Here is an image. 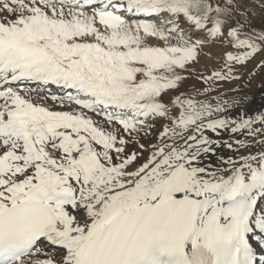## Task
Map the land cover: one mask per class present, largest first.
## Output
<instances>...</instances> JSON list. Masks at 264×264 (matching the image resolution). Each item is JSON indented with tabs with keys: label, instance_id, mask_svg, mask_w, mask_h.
Here are the masks:
<instances>
[{
	"label": "snow or ice",
	"instance_id": "obj_1",
	"mask_svg": "<svg viewBox=\"0 0 264 264\" xmlns=\"http://www.w3.org/2000/svg\"><path fill=\"white\" fill-rule=\"evenodd\" d=\"M256 6L0 0V264H264Z\"/></svg>",
	"mask_w": 264,
	"mask_h": 264
},
{
	"label": "rangeland",
	"instance_id": "obj_2",
	"mask_svg": "<svg viewBox=\"0 0 264 264\" xmlns=\"http://www.w3.org/2000/svg\"><path fill=\"white\" fill-rule=\"evenodd\" d=\"M249 3L251 6H253L255 8V12L257 14H259L260 9H259V7L256 6V5H258L259 0H249ZM213 46H215L216 48ZM221 54H222V48L218 43L207 44L205 46L203 52H202L200 63L198 65H196L195 70L196 71H204L205 67L206 68L208 67V69L218 68L217 66H219L220 62H221V57H220ZM211 57H213V58L211 59ZM203 58H204V61L202 60ZM208 58H210L212 61ZM201 62L203 65L201 64ZM207 64L208 65L210 64V67ZM216 64H218V65H216ZM248 67L250 69L252 67V65H249ZM241 72L243 73V75L241 76L239 81L242 80L241 81L243 83L242 87H247V88L255 87L256 88V90H255L256 94L255 95L257 98L255 100L254 106L257 108L256 110L258 112L264 111V102H263V98H264V72L258 71L253 76L248 75L247 69H242ZM243 78H246V79L243 80ZM239 81L236 82L234 85H232V87L237 89L236 87H238V84L241 85ZM195 83H196L195 79H191V80H189L186 87L191 89V86Z\"/></svg>",
	"mask_w": 264,
	"mask_h": 264
},
{
	"label": "bare ground",
	"instance_id": "obj_3",
	"mask_svg": "<svg viewBox=\"0 0 264 264\" xmlns=\"http://www.w3.org/2000/svg\"><path fill=\"white\" fill-rule=\"evenodd\" d=\"M215 47V46H213ZM216 48V47H215ZM210 49V48H209ZM216 53V52H215ZM218 54V53H217ZM214 55V54H213ZM216 55V54H215ZM202 56V55H201ZM222 56V54H221ZM220 56V57H221ZM209 57V56H208ZM213 57H211L212 59ZM210 59V58H208ZM210 59V60H211ZM204 61V58L202 59ZM212 61V60H211ZM211 63V62H210ZM202 64V62H201ZM200 64V65H201ZM214 64V63H213ZM203 65V64H202ZM208 65V64H207ZM218 65V64H216ZM210 67V64L208 65ZM220 66V65H219ZM217 66V67H219ZM205 69H208V67ZM214 69V68H213ZM246 78H243V80H245ZM240 80V79H239ZM239 80H234V81H228L225 82L221 85V87L218 89V91L220 93L225 94L226 98H236L239 100H243V105H242V110L248 112L250 115L251 114H257L259 113L256 109V107L254 106L255 100H256V93L255 87H242L243 83ZM240 82L241 85L238 84V87H236L237 89H235L234 87H232V85H234L236 82ZM216 93L214 92L213 95H215ZM263 102H264V98H263Z\"/></svg>",
	"mask_w": 264,
	"mask_h": 264
}]
</instances>
